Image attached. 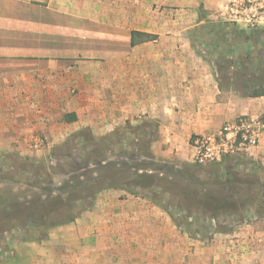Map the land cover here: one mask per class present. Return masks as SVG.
Here are the masks:
<instances>
[{
    "label": "crops",
    "instance_id": "obj_1",
    "mask_svg": "<svg viewBox=\"0 0 264 264\" xmlns=\"http://www.w3.org/2000/svg\"><path fill=\"white\" fill-rule=\"evenodd\" d=\"M223 1L0 0V155L152 121L153 155L182 164L193 161L196 137L239 116L264 118V96L228 87L190 31ZM133 32L143 41L132 45ZM245 157L264 166V133ZM0 264H264V225L192 240L148 199L107 190Z\"/></svg>",
    "mask_w": 264,
    "mask_h": 264
},
{
    "label": "trees",
    "instance_id": "obj_2",
    "mask_svg": "<svg viewBox=\"0 0 264 264\" xmlns=\"http://www.w3.org/2000/svg\"><path fill=\"white\" fill-rule=\"evenodd\" d=\"M206 29L211 44L208 54L219 66L240 74L244 79L240 91L248 97L264 96V81H259L264 78V27L246 30L220 20L206 25ZM141 35L133 32L132 45L143 41L139 39ZM74 119L73 115L65 117L66 121ZM156 134L157 123L152 121L136 126L129 123L102 137L85 128L53 149L55 164L48 173L42 168L33 169L29 158L24 159L22 168L21 164H13L7 181L15 183L17 168L26 173L22 182L38 193L19 202L23 211L5 203L0 206V215L7 212L10 222H19L13 225L28 228L24 242H41L50 229L74 222L107 190L146 198L165 210L179 229L194 236L206 234L205 238L209 233L211 238L232 233L236 227L264 218V208L257 197L237 199L242 192L237 185L241 180L234 175L236 170L228 174L229 167L224 163L212 164L215 168L209 174L199 164L182 163L181 169L175 168L153 155L151 147ZM55 177L62 179L59 185L55 184ZM173 188L181 198H175ZM261 188L264 190V184ZM194 214L195 219L190 220Z\"/></svg>",
    "mask_w": 264,
    "mask_h": 264
},
{
    "label": "rangeland",
    "instance_id": "obj_3",
    "mask_svg": "<svg viewBox=\"0 0 264 264\" xmlns=\"http://www.w3.org/2000/svg\"><path fill=\"white\" fill-rule=\"evenodd\" d=\"M212 15V14H211ZM199 17L200 19H204V23L200 26L195 27L194 29H191V33L194 34L193 39L195 40V43H197L199 50L203 51L205 58L211 62L218 70V72H220V77L221 79L225 82V84L230 87L232 81L236 82V88H238L239 90H241L242 85L240 84L241 82H243V78L240 77V74H236V72H230V69H226L223 66H219L217 61L208 54L207 51H209V49H211V44H208L210 41L209 36H206L205 32H207L206 29V25H209L212 22H217L219 19L216 18V15L213 16H208L207 12L205 11H201L199 13ZM203 38V39H202ZM193 45L194 41L192 42ZM208 49V50H207ZM262 76L264 77V65L262 68ZM259 81H264L263 79L259 78ZM150 130H152V128H150ZM62 144V143H61ZM60 144V145H61ZM59 146V145H58ZM56 146V147H58ZM55 147V148H56ZM53 148V149H55ZM53 149H48L45 148L43 151H41V153H39L38 155L33 154L31 156H20L18 153H12L11 155H0V206H3L5 203L6 204H13L14 207L18 210V211H23L24 206L23 204H20L19 202H21L22 200H24L26 197L28 198H34L35 194H37V190L30 188L28 186H26L22 181L25 179L26 177V173L24 174L22 170H17V168L14 170V172L16 173L15 178H13V182L15 183H10L7 181L8 177H11L10 173L11 171H13L12 169V165H17V164H21V166L19 165V167L22 168V165H24L25 161L24 159H28L29 165L33 168V169H41L42 171H46L47 173L52 171V169L54 168V161H53V156H52V151ZM237 160H239V164H241L242 166L240 168H238L236 170V173L234 174L238 179H240L241 181L238 182V186H240L241 190V194L239 195V197H237V199L239 198H258L257 202H259L261 205H263L262 208H264V190H262L261 186L262 184H264V166L259 162L256 163L255 161H251L249 158L242 156V157H238ZM14 161V162H12ZM27 164V163H26ZM187 164H195L194 161L192 162H187ZM171 166H174L175 168H180L182 164H171ZM204 168V171H206L207 174H209V172L215 168L213 165H205L202 166ZM245 167V170L243 169ZM2 169H5V172L2 171ZM248 169V170H247ZM231 170H235L234 169H229L227 170V173H229L231 175ZM246 172V173H245ZM206 175V174H205ZM208 177V176H206ZM15 180V181H14ZM61 178L55 177V184L59 185L61 183ZM16 181H19L20 183H16ZM25 182V180H24ZM251 185L255 188H252ZM176 191L173 188L172 192H175V198H181V195L179 196L178 194H176ZM217 195V192H215ZM214 193V195H215ZM174 198V203L176 204V200ZM252 202V201H251ZM173 203V204H174ZM252 204H254V202H252ZM258 204V203H257ZM174 206V205H173ZM258 208V207H257ZM260 208V209H262ZM197 213V212H195ZM7 212H4L0 215V217L2 218L0 220V263H3V261H7L10 259H14L16 254H17V248L19 247V245L21 244H25V243H42L46 240H48L50 233L56 229H50L47 232V236L46 238L41 241H29V242H24L22 241V238L24 236V232L25 230H28V228L26 229H22V228H18L17 226L13 225V224H18L19 222L17 221L16 223L10 222V216L7 215ZM180 215V214H179ZM9 216V217H8ZM14 217V216H13ZM196 217V215L194 214V216L190 217V220H194ZM251 223H254L255 225L259 224V225H264V218L260 219V220H256V221H252ZM249 223V224H251ZM11 228L9 227V225ZM12 224V225H11ZM238 228V227H236ZM180 230L182 232H184L186 235L189 236V238H191L192 240H198L201 242H211V240H213V237L216 235H214L211 238V235L209 233V237L205 238V235L202 236V233H197L196 236L191 235L187 232H185L184 229ZM44 231L43 229L40 230V232ZM233 233V232H232ZM212 234V233H211ZM40 237V235H38Z\"/></svg>",
    "mask_w": 264,
    "mask_h": 264
},
{
    "label": "built area",
    "instance_id": "obj_4",
    "mask_svg": "<svg viewBox=\"0 0 264 264\" xmlns=\"http://www.w3.org/2000/svg\"><path fill=\"white\" fill-rule=\"evenodd\" d=\"M215 15L246 30L262 28L264 0H226L220 3ZM263 133V117L239 116L227 121L214 134L196 137L192 144L193 161L202 166L224 163L229 169L237 170L242 166L237 158L258 148Z\"/></svg>",
    "mask_w": 264,
    "mask_h": 264
},
{
    "label": "water",
    "instance_id": "obj_5",
    "mask_svg": "<svg viewBox=\"0 0 264 264\" xmlns=\"http://www.w3.org/2000/svg\"><path fill=\"white\" fill-rule=\"evenodd\" d=\"M229 174V173H228Z\"/></svg>",
    "mask_w": 264,
    "mask_h": 264
}]
</instances>
